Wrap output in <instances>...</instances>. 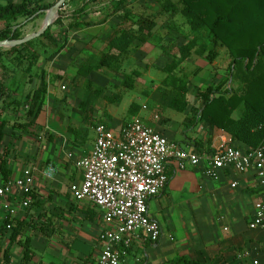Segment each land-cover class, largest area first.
<instances>
[{"label": "crops", "instance_id": "1", "mask_svg": "<svg viewBox=\"0 0 264 264\" xmlns=\"http://www.w3.org/2000/svg\"><path fill=\"white\" fill-rule=\"evenodd\" d=\"M8 2L21 0L0 4ZM143 111L147 106H141L142 114L137 115L146 124L182 147L194 143L200 153L219 146L220 138L227 135L186 116L180 138L174 139L169 135V117L153 118ZM79 114L52 109L45 102L36 124L27 131H16L11 138V128L5 129L8 165L13 170L9 180L26 167L33 173L31 203L27 208L18 207L12 218L23 225V235L30 236L32 257L24 260L22 247L9 240V229L0 247H10L12 257L4 263L0 251V264H97L101 214L89 201L75 200L69 189L82 175L68 154L73 158L87 155L96 135L95 126L90 127ZM166 171L165 188L148 202L149 215L159 223L161 237L156 242L134 237L120 264H184L175 262L181 257L198 264H264V226L248 228L253 205L261 197L251 173L224 171L218 179H211L202 167L180 169L173 159L167 160ZM4 217L0 208V222Z\"/></svg>", "mask_w": 264, "mask_h": 264}, {"label": "rangeland", "instance_id": "2", "mask_svg": "<svg viewBox=\"0 0 264 264\" xmlns=\"http://www.w3.org/2000/svg\"><path fill=\"white\" fill-rule=\"evenodd\" d=\"M7 1L0 0V3ZM57 1L43 0L44 3ZM82 1L66 0L59 12L67 13ZM110 1L89 6L91 11L83 19L90 23L81 29H68L65 32L63 27L55 25L58 12L50 26L59 45L66 41L59 51L40 36L16 49L0 46V90L15 98L10 103L9 109L13 111L9 115L24 117L30 95L45 84V102H49L50 108L76 114L82 110L84 116L81 117L90 127L104 123L119 128L135 116L128 111L131 104L136 105L137 114L141 113V106L146 105L147 111L143 112L153 118H170L169 135L172 133L174 139H179L183 121L186 122V116L192 117L190 109L201 105L197 91L228 74V51L220 43L211 42L205 32L195 35L180 12L172 13L163 8L168 2L181 8L178 0H126L117 6H111ZM113 9L114 13L110 14ZM143 15H151L156 21L149 38L145 42L134 41L119 57L120 60L101 66L100 60L108 50L107 37L117 28L132 27V22ZM46 16L47 11L42 12L38 18L20 27V38L37 33L44 25ZM25 19V16L14 21L0 18V30L6 26L14 27ZM61 20L66 26L71 18L65 14ZM193 40L195 46L192 53L183 60L180 48ZM200 47H205L203 54L196 51ZM212 49L217 56L210 61L207 55ZM83 64L95 67L90 74L89 85L85 78L76 73ZM133 72H137L138 77H134ZM41 76H44V83ZM171 76L183 80L189 88V105L184 113L169 109L157 100L160 94L169 90L166 84ZM126 77H133L132 88L125 85ZM0 95L3 94L0 92ZM15 100L20 101L21 107L16 106ZM86 100H90L89 104L82 107L81 103ZM234 115L237 116V113Z\"/></svg>", "mask_w": 264, "mask_h": 264}, {"label": "trees", "instance_id": "3", "mask_svg": "<svg viewBox=\"0 0 264 264\" xmlns=\"http://www.w3.org/2000/svg\"><path fill=\"white\" fill-rule=\"evenodd\" d=\"M105 0H83L80 5L67 13L59 12L55 25L63 27L66 32L68 29H81L89 25V20L83 17L90 13L94 4L102 3ZM126 0H111V6H117ZM181 8L175 3L168 2L163 8L172 13L180 12L186 19L191 31L195 35L205 32V36L214 44L220 43L226 47L230 57L229 72L220 77L217 82L208 84L205 88L197 91L200 107L191 108V121L201 122L209 128H217L227 133L232 140L240 147L255 148L259 145L264 146V0H178ZM54 3H44L43 0H21L19 3L8 2L0 4V18L8 21L17 20L25 16V21L14 26H6L0 30V41L17 40L20 38V27L26 22L33 21L42 12L48 11ZM63 6V5H62ZM61 6V7H62ZM114 13V9L110 14ZM68 15L71 21L64 26L62 15ZM129 28H117L107 37V52L100 60L101 66H106L120 60L134 41L145 42L150 35L151 29L155 26L153 16L143 15ZM14 28V29H13ZM49 41L52 47L59 51L64 47V41L59 45L51 32L49 26L40 35ZM22 46L25 43L21 44ZM13 46L11 49L20 47ZM195 46V40L184 44L180 48L183 60L188 59ZM197 53L203 54L205 47L197 48ZM217 52L212 49L208 52V59L213 61ZM1 58V53H0ZM95 67L81 65L76 73L86 79L87 84L91 83L90 74ZM137 72H133L134 77H138ZM44 83V76H41ZM125 85L132 88L133 77L125 78ZM169 90L160 94L157 100L163 106L177 112H185L188 108L187 83L176 76H171L166 84ZM45 84L38 90L32 92L29 97L26 114L22 118L9 115L10 103L14 97L0 90V176L6 183L12 177L13 170L9 167L8 142L6 137L15 138L14 132L27 131L36 124V121L43 111L45 104ZM11 98V99H10ZM90 100L81 103L84 107ZM16 106L21 107L20 101L15 100ZM137 107L131 104L129 113L137 115ZM84 115L81 110L79 112ZM237 113V116L234 114ZM9 127L12 132L7 136L5 129ZM168 176V175H167ZM168 182V179H167ZM11 225L9 240L22 247L23 258L28 261L32 257L30 248V236L23 235V225L19 222L14 223L8 216L0 222V241L6 235L7 225ZM1 259L4 263L10 261L12 254L9 248H1ZM175 262L184 264H198L197 262L178 258Z\"/></svg>", "mask_w": 264, "mask_h": 264}, {"label": "built area", "instance_id": "4", "mask_svg": "<svg viewBox=\"0 0 264 264\" xmlns=\"http://www.w3.org/2000/svg\"><path fill=\"white\" fill-rule=\"evenodd\" d=\"M95 133L87 155L68 156L82 175L80 181L69 187L72 197L89 201L101 214L103 228L97 264H120L134 237L152 242L160 239L162 230L150 217L148 202L167 184L169 159L175 160L180 169L202 167L203 174L211 179H218L224 171L251 173L258 182L261 197L253 205L248 228L264 226V146L240 147L227 134L220 138L219 146L200 153L194 143L182 147L168 140L138 115L119 128L98 124ZM33 185V173L28 167L18 177L0 183V208L6 216L12 219L18 207H29ZM7 229H11L10 224Z\"/></svg>", "mask_w": 264, "mask_h": 264}, {"label": "water", "instance_id": "5", "mask_svg": "<svg viewBox=\"0 0 264 264\" xmlns=\"http://www.w3.org/2000/svg\"><path fill=\"white\" fill-rule=\"evenodd\" d=\"M65 1L66 0H58L50 7V9H48L46 21L42 26V28L37 33L17 40H2L0 41V46H8V47L18 46L29 41L30 39L40 36L57 18L58 12Z\"/></svg>", "mask_w": 264, "mask_h": 264}]
</instances>
